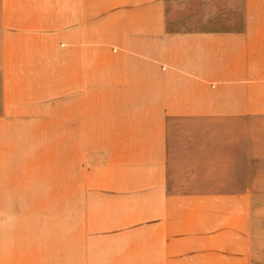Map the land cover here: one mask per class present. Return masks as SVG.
I'll use <instances>...</instances> for the list:
<instances>
[{
  "label": "crops",
  "instance_id": "crops-1",
  "mask_svg": "<svg viewBox=\"0 0 264 264\" xmlns=\"http://www.w3.org/2000/svg\"><path fill=\"white\" fill-rule=\"evenodd\" d=\"M8 50L0 121L46 115L74 162L0 174V264H264V0H0Z\"/></svg>",
  "mask_w": 264,
  "mask_h": 264
},
{
  "label": "rangeland",
  "instance_id": "rangeland-1",
  "mask_svg": "<svg viewBox=\"0 0 264 264\" xmlns=\"http://www.w3.org/2000/svg\"><path fill=\"white\" fill-rule=\"evenodd\" d=\"M8 39L14 42L13 36H9ZM12 42H9L8 46H13L14 43ZM31 54H33L32 51L8 50L0 52V78L5 67L2 65L3 55L7 58L6 70H8L9 78L12 81L15 75L17 76L18 69H20L18 59L24 56L29 57ZM43 54L45 56L46 52H43ZM42 84L40 83V92L37 91V95L43 94L46 90L41 87ZM15 89L16 84L13 91ZM13 93L18 94L17 91ZM30 100H23L24 106L28 105ZM38 101L43 102V105L47 102L45 99H39ZM0 106H2L1 101ZM8 106L12 114L6 115L2 119L3 121H0L1 185L63 186L66 182L65 172L69 169V165L71 168L73 167L74 161L72 159L70 164V158L65 154L66 148L59 144V142H62V131L50 129L46 115L42 117L14 115V108L18 107L15 100H9ZM60 106L61 103H59L58 108ZM68 181L67 179V183ZM261 181H263L264 186V178Z\"/></svg>",
  "mask_w": 264,
  "mask_h": 264
}]
</instances>
